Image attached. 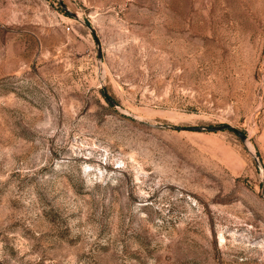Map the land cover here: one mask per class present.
<instances>
[{
  "label": "rangeland",
  "instance_id": "obj_1",
  "mask_svg": "<svg viewBox=\"0 0 264 264\" xmlns=\"http://www.w3.org/2000/svg\"><path fill=\"white\" fill-rule=\"evenodd\" d=\"M0 264H264V0H0Z\"/></svg>",
  "mask_w": 264,
  "mask_h": 264
},
{
  "label": "water",
  "instance_id": "obj_2",
  "mask_svg": "<svg viewBox=\"0 0 264 264\" xmlns=\"http://www.w3.org/2000/svg\"><path fill=\"white\" fill-rule=\"evenodd\" d=\"M98 47H97V53H98V58H100V46H99V41L97 40V38L95 39ZM226 128H229V129H232L243 141L246 139V135L244 133H242L241 131L233 128L232 126L230 125H222V126H215V127H207L205 129L207 130H210V131H219V130H222V129H226ZM195 130H202L203 128L202 127H196L194 128ZM254 159L257 161V158L254 156Z\"/></svg>",
  "mask_w": 264,
  "mask_h": 264
}]
</instances>
